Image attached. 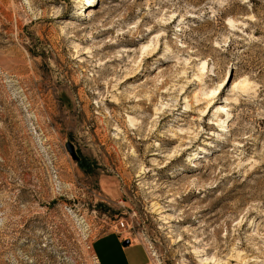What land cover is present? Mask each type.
Listing matches in <instances>:
<instances>
[{
    "label": "rangeland",
    "instance_id": "rangeland-1",
    "mask_svg": "<svg viewBox=\"0 0 264 264\" xmlns=\"http://www.w3.org/2000/svg\"><path fill=\"white\" fill-rule=\"evenodd\" d=\"M105 234L264 264V0H0V264Z\"/></svg>",
    "mask_w": 264,
    "mask_h": 264
},
{
    "label": "crops",
    "instance_id": "crops-1",
    "mask_svg": "<svg viewBox=\"0 0 264 264\" xmlns=\"http://www.w3.org/2000/svg\"><path fill=\"white\" fill-rule=\"evenodd\" d=\"M111 239L113 241H110ZM125 240L122 236L103 235L95 243L94 248L100 264H145L146 254L143 249L137 247L131 240L127 246H123Z\"/></svg>",
    "mask_w": 264,
    "mask_h": 264
},
{
    "label": "bare ground",
    "instance_id": "bare-ground-1",
    "mask_svg": "<svg viewBox=\"0 0 264 264\" xmlns=\"http://www.w3.org/2000/svg\"><path fill=\"white\" fill-rule=\"evenodd\" d=\"M66 24H71V23H69V21H66ZM222 91L223 90H221V84H220L217 88H215V89L212 90V94L210 95V98L211 99L217 98ZM115 104H118V103H115ZM216 109L217 110L220 109V106H217ZM200 149L202 151V148H200Z\"/></svg>",
    "mask_w": 264,
    "mask_h": 264
},
{
    "label": "built area",
    "instance_id": "built-area-1",
    "mask_svg": "<svg viewBox=\"0 0 264 264\" xmlns=\"http://www.w3.org/2000/svg\"><path fill=\"white\" fill-rule=\"evenodd\" d=\"M117 227H119L120 229H124V225H123L122 222H119V223L117 224ZM125 239H128V240L130 241L129 238H126V237H125ZM93 260H94L95 264H100V263H99V260H98V258H97L96 256L93 257Z\"/></svg>",
    "mask_w": 264,
    "mask_h": 264
},
{
    "label": "water",
    "instance_id": "water-1",
    "mask_svg": "<svg viewBox=\"0 0 264 264\" xmlns=\"http://www.w3.org/2000/svg\"><path fill=\"white\" fill-rule=\"evenodd\" d=\"M68 151L70 152L72 158L76 159V156H75L74 153H73V149H72V147H68ZM128 244H129V240H125V241L123 242V246H127Z\"/></svg>",
    "mask_w": 264,
    "mask_h": 264
}]
</instances>
